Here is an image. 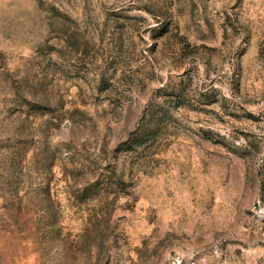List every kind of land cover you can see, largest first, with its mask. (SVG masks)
I'll list each match as a JSON object with an SVG mask.
<instances>
[{"label":"rangeland","instance_id":"rangeland-1","mask_svg":"<svg viewBox=\"0 0 264 264\" xmlns=\"http://www.w3.org/2000/svg\"><path fill=\"white\" fill-rule=\"evenodd\" d=\"M0 264H264V0H0Z\"/></svg>","mask_w":264,"mask_h":264}]
</instances>
